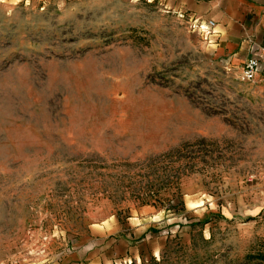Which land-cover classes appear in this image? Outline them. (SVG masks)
<instances>
[{"label":"rangeland","instance_id":"obj_1","mask_svg":"<svg viewBox=\"0 0 264 264\" xmlns=\"http://www.w3.org/2000/svg\"><path fill=\"white\" fill-rule=\"evenodd\" d=\"M260 254L264 78L160 0H0V264Z\"/></svg>","mask_w":264,"mask_h":264},{"label":"crops","instance_id":"obj_2","mask_svg":"<svg viewBox=\"0 0 264 264\" xmlns=\"http://www.w3.org/2000/svg\"><path fill=\"white\" fill-rule=\"evenodd\" d=\"M192 22H213L207 36L214 54L235 69L260 58L256 78H264V0H160Z\"/></svg>","mask_w":264,"mask_h":264},{"label":"built area","instance_id":"obj_3","mask_svg":"<svg viewBox=\"0 0 264 264\" xmlns=\"http://www.w3.org/2000/svg\"><path fill=\"white\" fill-rule=\"evenodd\" d=\"M214 27L213 22L209 23H199L194 22V29L204 33L206 36L212 34V28ZM260 69V58L253 57L247 60L242 67V78L245 81H252L256 78Z\"/></svg>","mask_w":264,"mask_h":264},{"label":"trees","instance_id":"obj_4","mask_svg":"<svg viewBox=\"0 0 264 264\" xmlns=\"http://www.w3.org/2000/svg\"><path fill=\"white\" fill-rule=\"evenodd\" d=\"M188 145H183L178 151H176V152H170V153H168L166 156H165V158H167V157H169V156H171V154H176V155H178V156H180L179 157V160H185V154L183 153V150H184V148H186ZM193 164H191V162H187L186 164H185V166L186 167H189L188 169H192L193 168V166H192ZM159 195H160V192L158 191V190H149L148 192H147V194H144V197L145 198H149L150 200H154L155 202H160V197H159ZM146 199V200H147ZM149 201V200H148ZM183 206V202L182 201H180L179 200V198L178 197H176L175 199H174V201H173V204H171L170 205V207L168 208V210L169 211H174V212H179L180 210H183L184 208L182 207ZM205 223V222H204ZM200 224H201V222H200ZM258 258H260L261 260H264V255L263 254H260V255H258L257 256Z\"/></svg>","mask_w":264,"mask_h":264}]
</instances>
